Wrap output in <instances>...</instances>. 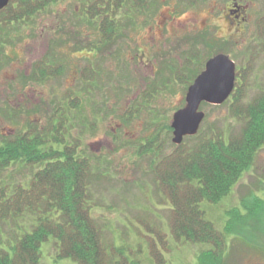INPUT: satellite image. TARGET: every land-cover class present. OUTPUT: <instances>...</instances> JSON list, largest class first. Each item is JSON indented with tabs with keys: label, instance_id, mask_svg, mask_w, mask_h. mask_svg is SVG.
<instances>
[{
	"label": "rangeland",
	"instance_id": "rangeland-1",
	"mask_svg": "<svg viewBox=\"0 0 264 264\" xmlns=\"http://www.w3.org/2000/svg\"><path fill=\"white\" fill-rule=\"evenodd\" d=\"M147 1L146 10L118 12L116 21L124 27L110 45H102L100 18L83 16L81 0H60L12 24L0 12V144L32 127L49 129L58 107H66V137L80 140L98 176L91 187L98 205L93 216L107 241L138 252L133 256L143 264H198L212 247L174 239L171 205L158 192L152 168L175 149L173 116L185 107L189 87L211 57L223 52L236 63L244 101L264 90V0H240L248 5L246 21L231 26L223 19L230 0ZM48 55L62 67L61 75L32 81L33 64ZM72 92L77 110L67 106ZM230 106L231 98L221 106L202 104L200 130L218 125L237 132L241 125ZM156 135L161 155L142 154V145ZM39 167L13 163L0 171V187H28ZM255 199L260 208L249 211ZM201 206L221 232L236 208L245 218L235 221L238 231L248 224L245 236L227 235L225 264H264V147L230 196ZM45 245L43 263L55 264V242ZM157 252L162 258L154 261Z\"/></svg>",
	"mask_w": 264,
	"mask_h": 264
},
{
	"label": "trees",
	"instance_id": "trees-1",
	"mask_svg": "<svg viewBox=\"0 0 264 264\" xmlns=\"http://www.w3.org/2000/svg\"><path fill=\"white\" fill-rule=\"evenodd\" d=\"M59 1L13 0L2 12L7 13L4 22L32 19ZM81 1L84 17L94 21L100 18L102 45L115 44L121 35L124 25L116 21L118 12L124 8L128 12L148 8L147 0ZM53 60L48 55L36 61L32 81L43 83L61 75L62 67ZM244 100L236 86L230 113L241 125L237 132L218 125L200 130L175 145L172 153L158 163L154 161L152 168L158 192L171 205L170 231L174 239L212 247L198 256V264H225L227 235L243 236L248 225L238 231L235 221L245 218L236 208L230 213L235 219L228 220L221 232L207 219L201 206L205 200L217 204L230 196L264 147V90L252 101ZM67 106L70 110L80 108L75 93L70 95ZM62 108L66 109L58 107V114L50 119L49 129L42 132L32 127L0 144V171L18 162L40 166L28 187H0V264H44L43 245L51 241L55 242V264H143L137 255L133 256L138 252L108 242L104 226L94 218L93 209L98 205L91 187L98 176L80 140L69 142L66 137L68 127L63 128L65 122H61L65 115ZM161 148L156 135L142 145V154L153 152L160 156ZM242 202L248 209V200ZM254 202L257 206L249 211L260 208L262 201ZM157 257L162 258V254L157 252L153 260L157 261Z\"/></svg>",
	"mask_w": 264,
	"mask_h": 264
},
{
	"label": "water",
	"instance_id": "water-1",
	"mask_svg": "<svg viewBox=\"0 0 264 264\" xmlns=\"http://www.w3.org/2000/svg\"><path fill=\"white\" fill-rule=\"evenodd\" d=\"M12 0H0V11ZM237 67L230 56L220 53L210 58L202 73L189 87L185 107L172 119L173 144L181 145L185 138L196 136L206 117L200 110L203 103L221 106L226 103L236 87Z\"/></svg>",
	"mask_w": 264,
	"mask_h": 264
},
{
	"label": "flooded vegetation",
	"instance_id": "flooded-vegetation-1",
	"mask_svg": "<svg viewBox=\"0 0 264 264\" xmlns=\"http://www.w3.org/2000/svg\"><path fill=\"white\" fill-rule=\"evenodd\" d=\"M247 9H248L247 3H243L240 0H230L227 6L224 8L223 19L224 21H226V24H228L229 26L233 25L234 22L236 21H238L237 22L238 24L242 25V23L246 21L245 17H246ZM214 25L216 26V24ZM88 126L89 124L87 125V127ZM76 141H79V139L76 138Z\"/></svg>",
	"mask_w": 264,
	"mask_h": 264
}]
</instances>
